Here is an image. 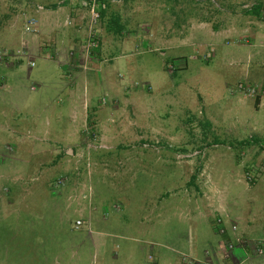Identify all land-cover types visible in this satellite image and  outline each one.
<instances>
[{"label":"rangeland","instance_id":"1","mask_svg":"<svg viewBox=\"0 0 264 264\" xmlns=\"http://www.w3.org/2000/svg\"><path fill=\"white\" fill-rule=\"evenodd\" d=\"M103 11L0 0V264H264V0Z\"/></svg>","mask_w":264,"mask_h":264},{"label":"crops","instance_id":"2","mask_svg":"<svg viewBox=\"0 0 264 264\" xmlns=\"http://www.w3.org/2000/svg\"><path fill=\"white\" fill-rule=\"evenodd\" d=\"M105 68L108 69V66H106ZM251 233H252V232H250L249 234H251ZM250 236H251V235H249V239H246V240H245V241L247 242L245 246H247V247L240 246V247H242V248H240V250H242L243 253H248L249 249L252 250L251 247H250V244L255 245V244L258 243V241H257L258 239H257V240H253V239L250 240ZM236 238H237V237H236ZM239 239H242V240H243V238H240V237H239ZM259 242H260V241H259ZM237 245H238V244H237ZM233 252H234V251H233ZM233 252L231 251V256L233 255ZM244 258H245V257H244ZM244 258L242 259L241 263L239 262V263H236V264H244V262H245V260H246V259H244ZM234 259H235V261H238V259H236V258H234Z\"/></svg>","mask_w":264,"mask_h":264},{"label":"trees","instance_id":"3","mask_svg":"<svg viewBox=\"0 0 264 264\" xmlns=\"http://www.w3.org/2000/svg\"><path fill=\"white\" fill-rule=\"evenodd\" d=\"M99 3H100V6H101V15H104V6L106 5V0H97ZM258 5H256L255 7H254V9H255V11H256V9H258V7H257ZM102 17V16H101ZM116 22V21H115ZM121 25L120 24H118V22L116 23V31H120L121 30ZM191 183H194V181H191ZM233 235H234V233H233Z\"/></svg>","mask_w":264,"mask_h":264},{"label":"clouds","instance_id":"4","mask_svg":"<svg viewBox=\"0 0 264 264\" xmlns=\"http://www.w3.org/2000/svg\"><path fill=\"white\" fill-rule=\"evenodd\" d=\"M260 243H261V242H260ZM239 245H241V244L239 243ZM228 247H229V251H227V252L223 255V257H227V258L230 257V253H231V251H232V250H230V249H231V247H233V246H232V243H230V244L228 245Z\"/></svg>","mask_w":264,"mask_h":264},{"label":"built area","instance_id":"5","mask_svg":"<svg viewBox=\"0 0 264 264\" xmlns=\"http://www.w3.org/2000/svg\"><path fill=\"white\" fill-rule=\"evenodd\" d=\"M28 23H29V25H30V24L33 25V24L35 23V20H28ZM77 223H80V221L77 220Z\"/></svg>","mask_w":264,"mask_h":264}]
</instances>
